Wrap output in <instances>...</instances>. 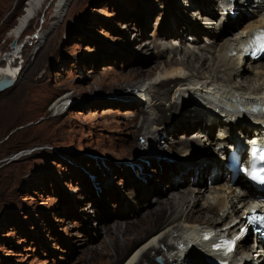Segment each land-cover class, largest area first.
Here are the masks:
<instances>
[{"label":"rangeland","instance_id":"374dc122","mask_svg":"<svg viewBox=\"0 0 264 264\" xmlns=\"http://www.w3.org/2000/svg\"><path fill=\"white\" fill-rule=\"evenodd\" d=\"M55 1L45 0L21 38L15 39L22 47L14 51L9 31L23 13L25 0H0V56H8V60L0 57V69L17 70L14 83L0 91V264H95L91 246L107 254L100 244L105 224L134 220L140 226L148 208L156 204L155 192L144 199L140 190L145 191L146 176L164 196L171 191L169 178L176 175L184 181L182 189L227 183L224 171L217 172V179L205 172L201 183H195L190 173L184 176L183 167L190 166L182 161V151L155 149L150 154L137 149L125 154L128 122L142 120L137 104L127 99L133 95L138 105H145V100L134 95L135 88L133 92L129 86L111 84L138 64L128 63L130 56L156 51L154 31L169 16L168 2L187 21L194 19L191 12L198 7L187 6V0H70L59 20L54 18ZM241 27L238 24L233 32ZM38 29L47 30V37L33 52ZM205 31L201 29V34ZM191 35L183 36L185 42ZM145 40L150 48H139ZM165 55L180 58L182 52L168 49ZM257 62L262 66L264 56ZM63 95L65 105L53 107ZM187 110L185 114L192 112L189 117L196 116ZM194 131L179 130L177 139ZM215 146L208 145L207 152L187 161L219 164L225 158ZM20 153L26 154L12 158ZM156 159L171 166L165 181L158 176ZM197 168L192 170L197 173ZM238 184L233 187L242 189ZM158 257L154 256L157 262ZM154 263L142 259V264Z\"/></svg>","mask_w":264,"mask_h":264},{"label":"bare ground","instance_id":"6f19581e","mask_svg":"<svg viewBox=\"0 0 264 264\" xmlns=\"http://www.w3.org/2000/svg\"><path fill=\"white\" fill-rule=\"evenodd\" d=\"M69 1H55V19L63 15ZM44 2L25 0L23 13L10 29L9 36L19 38ZM217 2H225L226 5L216 7ZM168 3L169 16L163 21L161 30L154 31L156 51L150 49L149 55L144 57L130 56L127 62L138 64L131 65L125 76L117 75V83H111L124 89L129 86L132 91L135 88L137 91L134 90V95L145 100V105L143 102L138 105L133 101V95L127 99L129 104H137V114H141L142 120L140 124L128 122L130 136L123 150L125 154H132L137 149L150 154L155 149L161 153L182 151V161L190 166L183 167L184 176L190 173L195 183H201L205 172L215 179L217 172L223 175L224 169L229 166V151L234 145L243 148L249 138L264 134V63L259 66L257 61L260 58L252 59L247 55L249 40L264 33V0H187V6L198 7L191 12L194 19L188 21L182 18L177 6ZM238 24L242 27L233 32ZM181 28L184 29L183 33L180 32ZM201 29H205L206 33L202 35ZM188 32L192 34V40L185 42L183 36ZM227 32L232 34L224 37ZM46 33L44 29L36 31L33 37L37 45L33 52L38 50ZM200 36L204 41L199 39ZM21 47L16 42L11 46L15 48L14 51ZM138 47L150 48L147 40ZM168 49L181 51L182 56L166 57ZM3 58L8 60L7 53ZM6 70L0 69V76H10L15 81L17 70ZM145 76L149 79L142 81ZM134 78L139 80L133 82ZM65 96L55 101L53 107L61 109L66 103ZM186 110H193L197 114L189 117L192 112L185 114ZM193 128L194 132L177 139L179 130L189 133ZM215 130L219 132L213 139ZM138 135L142 141H137ZM178 144L182 147L178 148ZM208 145H216L215 151L225 159L210 166L208 163L192 164L187 161L193 156L196 158L197 153L202 155V151L207 152ZM158 160L153 161L157 162L159 169L156 171L162 182L168 179L166 173L171 166L160 165ZM141 166L145 168L144 164ZM195 166H198L197 173L192 170ZM176 176V179L169 178L171 191L166 197L160 187L157 190L158 185L151 187L152 182L145 177V191L140 190L145 194L144 199L155 192L158 195L156 204L148 208L147 214L144 213L145 222L140 226H136L134 220L105 224L100 244L107 254L91 246L89 254L95 264H118L121 260H125L124 264H142V259L155 261L154 264H218L216 258L223 253L216 252L211 238L236 234L245 222V213L255 206L264 205L262 200L255 197L257 191L254 186L241 176L231 181L230 171L225 179L227 183L211 184L209 188L198 184L188 189L179 188L184 181L178 180L182 179L180 175ZM236 182L242 189L233 187L237 185ZM249 196L253 198L248 200ZM249 235L241 236L236 251L224 254L220 260L229 264H264V245L258 243L256 247L251 244ZM155 255L161 256L159 262Z\"/></svg>","mask_w":264,"mask_h":264},{"label":"snow or ice","instance_id":"6c2138e0","mask_svg":"<svg viewBox=\"0 0 264 264\" xmlns=\"http://www.w3.org/2000/svg\"><path fill=\"white\" fill-rule=\"evenodd\" d=\"M257 41H260V46L257 49L260 52H264V36H257ZM253 157L259 160H264V150L261 149H255L252 152ZM247 172V170L245 169ZM252 180L259 182L260 184H264V169H262L260 172L256 171L255 167L253 168L252 172L249 173ZM255 221H264V216H253L251 217V222ZM235 246V241H230L228 244V251H232Z\"/></svg>","mask_w":264,"mask_h":264},{"label":"water","instance_id":"95a60500","mask_svg":"<svg viewBox=\"0 0 264 264\" xmlns=\"http://www.w3.org/2000/svg\"><path fill=\"white\" fill-rule=\"evenodd\" d=\"M15 44V39H12L10 42V46H13ZM14 81L13 77L10 76H0V91L3 90L5 87L12 84Z\"/></svg>","mask_w":264,"mask_h":264},{"label":"built area","instance_id":"2783aa9c","mask_svg":"<svg viewBox=\"0 0 264 264\" xmlns=\"http://www.w3.org/2000/svg\"><path fill=\"white\" fill-rule=\"evenodd\" d=\"M14 154H16V152Z\"/></svg>","mask_w":264,"mask_h":264}]
</instances>
